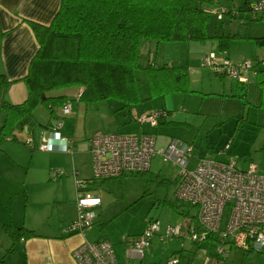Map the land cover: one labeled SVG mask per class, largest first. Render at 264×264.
<instances>
[{
    "label": "rangeland",
    "instance_id": "374dc122",
    "mask_svg": "<svg viewBox=\"0 0 264 264\" xmlns=\"http://www.w3.org/2000/svg\"><path fill=\"white\" fill-rule=\"evenodd\" d=\"M253 1V0H251ZM231 5L239 6L244 0H229ZM210 17L206 26L209 35L234 34L238 37L230 40L226 53L234 62L251 61L253 64L264 59L257 54L258 47L247 37L264 33V16L250 19V13H239L236 18L217 13L209 9ZM241 36V37H239ZM216 38L204 41H159L141 39L139 45V63H153L156 66L183 65L189 66V87L191 91L173 92L143 101L131 106L121 114L113 112L119 105L117 101L88 107L84 113L81 102L74 100L71 92L76 87L63 89L68 91L74 109L79 106L77 115L58 117L51 115L45 107L37 106L15 126L14 134L19 140L29 135L32 137L33 150L23 146L20 141H10L12 153L0 154V240L5 236L1 222L12 221L20 224L24 221L27 227L38 229L43 223H52L61 208V201L76 199L75 170L79 178L89 177V157L87 139L96 131H118L122 133H151L156 137V148H164L171 137L178 138L192 145L188 168H193L198 155L214 156L220 160L229 157L244 163L254 161L258 171L264 174V106L261 105L262 88L257 83V70H262L261 62L249 69L244 85L237 79L225 76L221 79L212 67L201 66L205 55L213 53L219 60L223 50L217 45ZM256 55H258L256 57ZM139 94L147 98L149 92L146 76L137 70ZM140 112L149 109L170 111L162 116L156 125L140 122L134 118L132 108ZM4 113L0 110V126ZM62 121L61 132L75 141L70 147L73 153L62 150H40L39 144L47 135V123L53 125ZM22 126V127H21ZM28 127V134L24 129ZM45 128V131L42 130ZM36 146V147H35ZM60 171L56 175L57 171ZM179 166L172 160L163 162L156 154L150 162L149 172L138 176L137 172L127 173L110 179V190L105 187H89L101 198L97 210V222L94 231L86 233L88 238H106L113 247L118 264H152L172 255L178 250L201 255L217 256L213 241L194 244L183 237H174L167 241L154 240L145 250L142 260L127 257L125 240L139 234L144 228L146 218H157L161 226L181 220L177 208H170L163 199L174 200L173 184L167 181L176 177ZM159 175V176H157ZM164 179L163 182H158ZM228 208L224 210L225 219ZM96 218V219H97ZM103 224V225H102ZM103 226V228H101ZM95 233V234H94ZM97 237V236H96ZM96 239V238H94ZM189 253V254H190ZM129 262V263H128ZM229 264H264V252L231 249L227 256Z\"/></svg>",
    "mask_w": 264,
    "mask_h": 264
},
{
    "label": "trees",
    "instance_id": "16d2710c",
    "mask_svg": "<svg viewBox=\"0 0 264 264\" xmlns=\"http://www.w3.org/2000/svg\"><path fill=\"white\" fill-rule=\"evenodd\" d=\"M251 2L244 0L234 8L235 13H231L234 6L221 0H61L48 26L31 24L39 47L23 77L27 97L22 103L11 104L4 99L9 82L0 74V110L5 114L0 126V142L9 135L16 141L13 135L16 124L39 105L51 115L61 117L60 106L68 99L65 93L50 94L53 91L75 86L79 89L74 100L83 103L85 111L88 107L117 101L119 105L113 112L121 114L147 99L191 91L187 66L140 64V40L182 42L216 38L218 48L224 51L238 35H209L206 31L209 9L225 6L227 12L223 14L229 18L247 12L251 20L257 19ZM242 37L251 39L257 47H264V34ZM137 70H142L146 76L149 96L144 99L139 94ZM255 74L262 88L261 105L264 106V68ZM22 144L29 146L26 140ZM123 175L126 174L118 177ZM109 179L100 178L96 182L97 179L91 177L85 181L109 191ZM176 179L167 182L174 184ZM163 203L177 208L178 214L191 208L176 199L164 198ZM1 228L12 242L34 235L33 230L12 222L3 223Z\"/></svg>",
    "mask_w": 264,
    "mask_h": 264
},
{
    "label": "built area",
    "instance_id": "2783aa9c",
    "mask_svg": "<svg viewBox=\"0 0 264 264\" xmlns=\"http://www.w3.org/2000/svg\"><path fill=\"white\" fill-rule=\"evenodd\" d=\"M250 6L256 14H264V0H253ZM211 10L217 13L218 19L227 12L225 6ZM231 13H235L234 8ZM259 62L264 68V59L255 64ZM255 64L249 60L236 63L227 57L218 60L213 53L205 55L201 61V66L212 67L216 73L237 79L238 82L246 81V72ZM71 113L72 102L67 100L60 106L59 115L66 117ZM133 114L141 123L156 125L169 112L152 109L143 113L134 111ZM62 125L63 122L58 121L51 126L38 149L71 152L68 138L60 131ZM4 139L10 140L11 136ZM31 140L27 138L26 142L30 143ZM155 144L156 137L151 133L99 130L94 131L87 142L91 174L95 179L146 172L156 154L164 162L174 161L180 168L173 198L189 204L191 208L181 214L179 222L173 224L161 226L157 218L144 219L142 231L125 240L127 257L142 260L145 250L154 240L163 242L174 237H183L194 244L213 241L217 256L181 249L152 264H229L227 256L231 249L264 252V174L258 171L254 161L241 163L233 157L228 160L199 157L193 168H188L192 151L190 143L171 138L164 148L157 149ZM85 182L75 178V216L65 226L64 232L84 233L93 228L100 197L81 189ZM226 208L228 214L224 219ZM72 255L76 264H118L112 244L106 238L85 239L72 250Z\"/></svg>",
    "mask_w": 264,
    "mask_h": 264
},
{
    "label": "crops",
    "instance_id": "0c3cea01",
    "mask_svg": "<svg viewBox=\"0 0 264 264\" xmlns=\"http://www.w3.org/2000/svg\"><path fill=\"white\" fill-rule=\"evenodd\" d=\"M60 2L61 0H0V74H3L5 79L9 82V86L5 91L3 97L11 104L22 103L27 97V88L23 81V77L26 75L30 61L39 47L38 41L36 39L31 24L35 23L43 26H48L51 23L55 14L57 13L60 7ZM221 3L231 4L227 0H221ZM214 7H212L211 9H213ZM233 8H235V6ZM222 19L223 17L219 20ZM225 51L226 50H224L223 52V57H227L234 62V58L229 57ZM257 54H259L260 56H264V47H258ZM257 56L258 55H256V57ZM187 67H188V74H190L191 69L189 66ZM218 76L221 79H225V75H218ZM238 83L241 86L245 84V82H238ZM78 89L79 88L76 87V91L71 92V96L75 98ZM57 93H65L67 99L70 100L68 91L66 90L53 91L50 94H57ZM81 104L84 108L83 103ZM147 109H148L147 111L152 110L149 108ZM78 111H79V106H76V108L74 109V105L72 103L73 115H77ZM134 111H137L138 113H143L140 112L137 107L132 108V113ZM84 113H85V108H84ZM19 124L20 122H18L16 125L18 126ZM53 125L47 123L45 128L49 129ZM45 128L42 130V133L43 131H45ZM24 129L28 134L29 132L28 127L24 126ZM14 131H13V135L17 138L16 141H20V143L25 141L27 138L32 139V137L27 135V137H24L25 138L24 140L23 139L19 140L17 135L14 134ZM61 134L66 138H68L69 144L71 140L72 145L73 146L75 145V141L69 138L68 135H66L65 133L63 134L62 132ZM171 138H175V137H171ZM49 140L54 141L55 143V140H52L50 138ZM10 141H14V140L3 139L0 142V154L7 155L11 158L9 153H12L11 150L13 149L9 144ZM23 146H27V145L23 144ZM27 147L33 150L34 147L33 140H31L29 146ZM86 152L88 154V150H86ZM69 153L71 154L73 153L72 148H71V152ZM199 157L216 158L214 156H207V155L206 156L198 155V158ZM89 169H90L89 177L79 178L78 175L76 174L74 178L85 180L92 177L90 158H89ZM148 172H149V168L146 171V173ZM59 173H57L56 175H58ZM175 178H178V175L169 180H175ZM98 180L99 179H97L96 182ZM107 181L110 187L111 184L110 179ZM175 183L173 184V188ZM90 186L94 188L97 187L96 184L86 181L85 183H83L81 189L100 197V195L95 190L92 191L88 190ZM60 203H61V208H59L58 212L56 213L57 219L52 223H43V225L40 226L38 229H36L35 227H27L24 224V221H22L20 224L13 223L12 221H6V222H12L15 225H23L26 228L33 230L34 235L27 238H21L16 242H12L11 239L4 233L5 236L0 240V264H76L72 255V250L76 246H78L83 240L85 239L96 240L99 238V235H94L95 236L94 238L96 239L87 237L86 233L89 231H94V226L92 229L84 231V233L64 232L65 226L75 216L76 199L74 202L70 200L69 201L65 200V201H61ZM100 206H101V198H100V204L96 207L97 215H98L97 210L99 211L98 208H100ZM96 218L95 221L97 222L98 218L97 219ZM6 222H1V225Z\"/></svg>",
    "mask_w": 264,
    "mask_h": 264
}]
</instances>
